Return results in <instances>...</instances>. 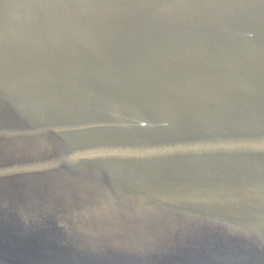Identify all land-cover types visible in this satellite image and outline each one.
Here are the masks:
<instances>
[{"label":"water","instance_id":"95a60500","mask_svg":"<svg viewBox=\"0 0 264 264\" xmlns=\"http://www.w3.org/2000/svg\"><path fill=\"white\" fill-rule=\"evenodd\" d=\"M0 264H264V0H0Z\"/></svg>","mask_w":264,"mask_h":264}]
</instances>
